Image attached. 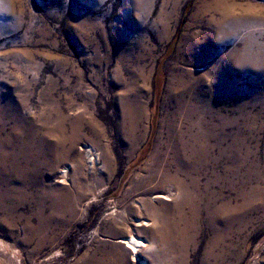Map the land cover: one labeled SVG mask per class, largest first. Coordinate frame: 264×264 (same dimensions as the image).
<instances>
[{"label": "rangeland", "instance_id": "rangeland-1", "mask_svg": "<svg viewBox=\"0 0 264 264\" xmlns=\"http://www.w3.org/2000/svg\"><path fill=\"white\" fill-rule=\"evenodd\" d=\"M180 135L210 146L180 177L197 218L148 178ZM1 149L30 172L27 201L0 194V264H264V0H0ZM55 186L73 213L38 216Z\"/></svg>", "mask_w": 264, "mask_h": 264}, {"label": "bare ground", "instance_id": "bare-ground-1", "mask_svg": "<svg viewBox=\"0 0 264 264\" xmlns=\"http://www.w3.org/2000/svg\"><path fill=\"white\" fill-rule=\"evenodd\" d=\"M134 125H136V124H134ZM200 139H201V137L200 138L199 137H193L190 140H185L184 137H182L181 135L178 136L177 138H175V140L172 142L173 144L171 145V151H172V156H173V158H172L173 159V164H170L168 162V164H166V165H168V169L167 170H163V171L161 170L163 168V165L162 164L157 165V161L159 160V151L155 148L153 153L151 154L150 163H151V167H153V165L157 167L158 174L148 177L149 180H151V181L158 180L159 178H161L162 182H166V184L167 183H171V184L177 186V188H179L181 193L183 194V202L185 204L189 205L190 208L192 209V212L195 215V216L192 215L194 218H197L196 215L198 216V214H199V209H200L199 205L200 204L198 202H204V199L201 196H198V195H197L198 197H196L195 200L193 198H191L190 195H189V192H187V190H185L183 182H181V178L182 177H187V178L191 177L194 174V172L196 170V167L201 166L202 162L206 158V155L208 153V150H209L210 146L206 142L202 143L201 140L203 138L201 140ZM60 142H63V140L55 142L54 146L49 148V150H51V151L47 152V153H49L48 155L47 154L46 155H42L41 168L47 169V170L52 169V170L55 171L56 168L54 167V164H56V166H57V164L59 163L58 155L62 154L63 157H67V155H66L67 152L65 150H63V149H60ZM73 144H74V142H73ZM44 146H45V144H44ZM5 151L2 150V152L0 154V156H1V158H0V168H1V170H0V194H1V199L2 200H8V199H13L15 197H17V199H19V197H20L21 198V202H25L28 199V195L26 194L27 186L22 181V178H25L27 175H29V172H30L29 165L27 163L25 167L21 168L16 163V161L13 160V158L18 157V154L13 156L11 158V161H10L9 158L6 156L7 155V151H6V154H5ZM22 152H24V151H22ZM68 152L70 153V151H68ZM85 153H86L87 158H88V160L87 159L86 160L89 163V167L93 166L96 163V161H97V156L95 154H93V150L92 149H87ZM48 156H50V157L52 156L51 157L52 160H50V158ZM10 157H11V154H10ZM244 160H245L244 157L238 156V161H239L241 166L244 164ZM5 163L6 164L9 163V169H7V170H5L6 169L5 166H4ZM171 165H173L174 171H171ZM230 172L232 173V171H230ZM61 176L63 177V179H65V177H66V170L65 169L61 170ZM29 177L34 178L35 176L33 174H31ZM33 183L35 185H40L35 179H33ZM59 183L63 184V181H60ZM243 183H245V182L243 181ZM49 192H50V196H46L47 194L41 193V194L38 195V197L34 198L35 203L37 205V215L38 216H42L43 210L46 208V206L44 205V201L45 200H50L49 209L52 212H55V213H73L74 200H73V198L71 196L70 190L66 189L63 186H55V187H51ZM204 203H205V207H207L209 209L212 208L210 202H204ZM213 208H215V207H213ZM216 209L219 212H222V213H224V212H229V213L232 212V213H234L235 212V209L231 208L230 205H223V206L218 207ZM213 212L215 213L214 209H213ZM214 219H215V217H214ZM46 224H47V221L43 220L41 222V224L38 226V230L44 229L46 227ZM141 225L142 226L147 225V222H143V223H141ZM167 234H169V233H167ZM121 243L124 244L126 248H129L131 250V252L133 253V255H135V257L140 252L139 250L141 248H143L142 242L139 239H136L134 237H130V238L124 239V240L121 241ZM150 248H153V246L150 245ZM175 250L179 251V249H175ZM177 253H184V252H180L179 251ZM221 258L222 257H220V258L218 257V259H220V260H221ZM139 262H140V264H147L145 262V260H140Z\"/></svg>", "mask_w": 264, "mask_h": 264}, {"label": "trees", "instance_id": "trees-1", "mask_svg": "<svg viewBox=\"0 0 264 264\" xmlns=\"http://www.w3.org/2000/svg\"><path fill=\"white\" fill-rule=\"evenodd\" d=\"M175 37H176V36H175ZM174 39H176V38H174ZM172 43H174V40H173V42H172ZM172 43H171V44H172Z\"/></svg>", "mask_w": 264, "mask_h": 264}]
</instances>
